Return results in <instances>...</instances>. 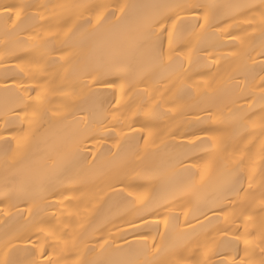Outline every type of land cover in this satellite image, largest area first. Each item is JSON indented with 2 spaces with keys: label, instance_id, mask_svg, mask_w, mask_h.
<instances>
[{
  "label": "bare ground",
  "instance_id": "bare-ground-1",
  "mask_svg": "<svg viewBox=\"0 0 264 264\" xmlns=\"http://www.w3.org/2000/svg\"><path fill=\"white\" fill-rule=\"evenodd\" d=\"M185 2L0 0L30 6L0 15V261L135 264L145 237L197 239L210 261L247 260L229 243L245 237L261 259L264 0H199L214 26L178 25L162 54L129 39V21ZM101 66L122 89L92 83ZM37 74L47 99L26 141L19 108L35 92L18 90Z\"/></svg>",
  "mask_w": 264,
  "mask_h": 264
},
{
  "label": "snow or ice",
  "instance_id": "snow-or-ice-1",
  "mask_svg": "<svg viewBox=\"0 0 264 264\" xmlns=\"http://www.w3.org/2000/svg\"><path fill=\"white\" fill-rule=\"evenodd\" d=\"M28 7L30 6L23 4H0V15L7 17L10 21L13 17L19 21L22 12ZM96 7L100 6L97 5ZM164 7L169 10L166 16H146L129 21V24L132 26L128 33L129 39L137 44L149 43L154 50H159L162 54L165 38L167 39L169 49L172 48L173 33L178 25H186L193 37L198 35L199 31L204 30L206 26H214L215 15L210 10L216 8V5L201 3L199 0H187L185 3L169 4ZM120 11L123 13V8H121ZM110 16L114 17L115 21L109 30L114 31L120 29L122 18L117 17L115 12H112ZM108 19V16L101 13L97 17V23L101 24L107 22ZM167 22H171L170 28L167 27ZM88 23H91V20H89ZM138 32L142 33V37H136L135 33ZM111 75H113V69L104 66L98 67L92 73V83L99 85L101 90L104 91L114 90L117 87L122 89V83L118 84L108 79ZM32 79L34 80V86L31 89L18 90L23 92H35V96L29 95L27 102L19 108V112L23 113L24 118L29 121L28 131L24 133L23 137L26 141L31 139L33 123L38 124L39 120L42 119L44 114L42 110L47 99L46 86L42 83L44 79L43 76L37 74L33 76ZM117 79H119L118 76ZM262 90H264V88H262ZM5 91H7V89ZM115 103L120 105L121 101L115 100ZM13 112H17V109H13ZM15 119L19 120L20 115L17 114ZM7 123L8 121L5 119L4 131L14 132V129H9L7 127ZM11 139L16 140L17 146H19L20 141L15 135H13ZM85 139H87V137H85ZM92 139H95V137L93 136ZM9 142L10 141H5V143ZM248 187L249 189L252 187L251 183H249ZM240 190L246 191L243 188ZM262 195H264V193H262ZM261 210L264 211V199L261 200ZM165 227L167 228V221H165ZM247 234H249L248 229L245 228V236ZM241 239H243L245 245V257L248 258L247 260L243 258L236 260L233 258L232 260L210 261V258L202 260L196 255V252L201 251L203 255L207 256L208 252L211 251L209 249L208 252H203L200 241L197 239H180L175 244L169 246L163 243V237H161V243L159 244L155 242V239L149 244L148 238L145 237L140 241V243L144 245L142 250L143 260L136 261L135 264H264V248L260 249L261 259L255 261L248 250L249 241L245 237H237L236 240L229 241V243L238 245ZM261 239L264 241V230H262ZM194 245L195 247H193ZM0 264H19V262L6 260L0 261ZM32 264H36V262H32ZM45 264H51V260L46 261Z\"/></svg>",
  "mask_w": 264,
  "mask_h": 264
}]
</instances>
